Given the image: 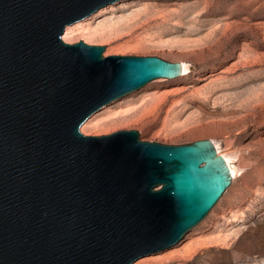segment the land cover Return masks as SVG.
Wrapping results in <instances>:
<instances>
[{"label":"water","instance_id":"obj_1","mask_svg":"<svg viewBox=\"0 0 264 264\" xmlns=\"http://www.w3.org/2000/svg\"><path fill=\"white\" fill-rule=\"evenodd\" d=\"M123 0H0V264H134L170 249L233 178L211 139L86 136L92 115L183 75L157 56L63 40Z\"/></svg>","mask_w":264,"mask_h":264},{"label":"rangeland","instance_id":"obj_2","mask_svg":"<svg viewBox=\"0 0 264 264\" xmlns=\"http://www.w3.org/2000/svg\"><path fill=\"white\" fill-rule=\"evenodd\" d=\"M252 1L123 0L76 23L112 39L89 31L63 39L107 45L104 57L157 56L189 66L186 75L152 81L105 106L82 134L136 130L143 141L170 145L211 139L238 168L221 200L179 244L134 264H264V16L237 30L232 15ZM256 9L264 13V0ZM221 35L228 44L215 43Z\"/></svg>","mask_w":264,"mask_h":264},{"label":"bare ground","instance_id":"obj_3","mask_svg":"<svg viewBox=\"0 0 264 264\" xmlns=\"http://www.w3.org/2000/svg\"><path fill=\"white\" fill-rule=\"evenodd\" d=\"M259 1L260 0H253L252 2H250L251 4L245 10H243L240 13H233L232 14L233 17L238 19V23L236 25H239V26H237V28H236L237 30H244V29H247L248 27H251V25H248L249 21L254 19L255 16H258V15L264 16V13L261 14L259 10H257V9L254 10V5L256 4V2H259ZM262 11H263V9H262ZM245 14H247L248 16L245 17L244 19H242V16ZM79 25L80 24L68 26L66 28V32H65L63 39L65 41H68L71 37L77 35L79 31H89L87 34L91 38L100 39L102 41L112 39V36H111L112 34L110 32H105V31H101V30H89L88 28H77V26H79ZM230 30H231V28H230ZM227 31H228V28L225 27L223 32L226 33ZM215 43H219L221 45H226V44H228V39H226L223 35H221L219 40L216 41ZM181 63L183 65V75H186L188 73L189 66L186 62H181ZM213 142L216 146L218 154L222 155L225 158L226 162L228 163L230 170H231V173H232V178L236 179L237 174H238V168H236V166L234 165V161L232 160V158L230 156L225 155L221 152L220 147L216 143V141L213 140Z\"/></svg>","mask_w":264,"mask_h":264}]
</instances>
